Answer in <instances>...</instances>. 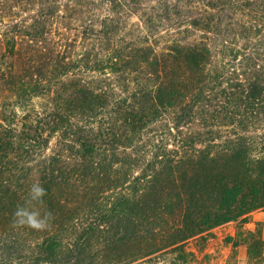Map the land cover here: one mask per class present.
I'll use <instances>...</instances> for the list:
<instances>
[{
	"label": "trees",
	"instance_id": "obj_1",
	"mask_svg": "<svg viewBox=\"0 0 264 264\" xmlns=\"http://www.w3.org/2000/svg\"><path fill=\"white\" fill-rule=\"evenodd\" d=\"M35 182L44 231L13 225ZM263 209L264 0H0V264L148 256Z\"/></svg>",
	"mask_w": 264,
	"mask_h": 264
},
{
	"label": "rangeland",
	"instance_id": "obj_2",
	"mask_svg": "<svg viewBox=\"0 0 264 264\" xmlns=\"http://www.w3.org/2000/svg\"><path fill=\"white\" fill-rule=\"evenodd\" d=\"M161 1L142 0V8L151 11ZM136 22L137 16L129 20V23ZM77 36L80 37L78 32ZM1 241L2 253L11 254V243L2 245ZM91 242L84 247L87 249L84 256L80 255L71 261L62 259L59 264H264V209L253 212L244 222H231L216 227L180 246L159 244L160 251L148 256L133 254L140 249L150 248L145 243L139 246L137 242L126 241V246L120 248L105 240Z\"/></svg>",
	"mask_w": 264,
	"mask_h": 264
},
{
	"label": "clouds",
	"instance_id": "obj_3",
	"mask_svg": "<svg viewBox=\"0 0 264 264\" xmlns=\"http://www.w3.org/2000/svg\"><path fill=\"white\" fill-rule=\"evenodd\" d=\"M46 189L39 182L31 184L24 202L18 204L12 214L13 225L44 231L50 227L53 219L51 211L45 206Z\"/></svg>",
	"mask_w": 264,
	"mask_h": 264
}]
</instances>
